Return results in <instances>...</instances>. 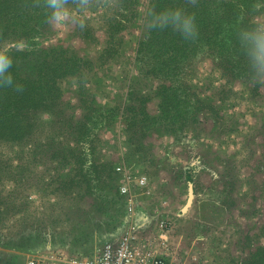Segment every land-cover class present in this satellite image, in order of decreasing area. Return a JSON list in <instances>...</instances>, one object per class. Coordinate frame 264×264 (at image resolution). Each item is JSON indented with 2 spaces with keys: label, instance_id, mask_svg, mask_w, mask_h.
<instances>
[{
  "label": "trees",
  "instance_id": "obj_1",
  "mask_svg": "<svg viewBox=\"0 0 264 264\" xmlns=\"http://www.w3.org/2000/svg\"><path fill=\"white\" fill-rule=\"evenodd\" d=\"M107 1L111 12L105 5L107 39L98 55L101 62H113L119 57L124 45L123 30L137 19L142 20L144 28L134 56L141 79L129 83L117 100L103 103L85 84L79 86L77 102L64 98L62 80L80 73L85 63L93 61L60 41L40 45L42 38L53 31L48 0H0V53L5 44L25 43L24 48L4 53L12 61L8 69L11 82L0 76V223L16 215L23 222L27 190L43 184L46 177L65 192L70 191L68 187L74 188L70 196L79 201V189L86 181H112L115 164L102 154V126L122 123L133 140L134 150L143 153L148 147L156 156L154 144L147 139L149 134L168 135V130L184 129L194 132L210 113L224 119L225 115H220L224 97L216 93L200 95L198 85L189 78L197 61L211 59L229 82L241 81L250 92L261 94L264 79L255 74L241 32L250 25H264V0H149L145 17L139 0ZM64 3L69 10L77 11L95 9L97 5L94 0ZM177 9L194 19V37L186 38L171 18L165 21L160 15ZM74 34L97 41L93 27L85 22L77 23ZM146 78L156 82L150 86L157 98L156 113L148 110L149 99L141 95L145 87L141 88L140 82ZM207 154L200 157L205 168L212 167L220 175L217 181L223 189L218 204L225 211L240 199L239 181L246 187L242 195L259 197L258 190L264 187V178L258 180L264 177L263 152L255 169L243 178L231 160L222 161L221 157L215 159ZM184 167L185 180L195 182L192 162ZM48 170L54 173L53 177L46 173ZM250 210L244 208L243 215L247 216ZM251 231L254 232L249 228L241 235L242 253L236 264H264V241L244 254L251 248Z\"/></svg>",
  "mask_w": 264,
  "mask_h": 264
},
{
  "label": "rangeland",
  "instance_id": "obj_2",
  "mask_svg": "<svg viewBox=\"0 0 264 264\" xmlns=\"http://www.w3.org/2000/svg\"><path fill=\"white\" fill-rule=\"evenodd\" d=\"M94 1L95 9L69 10L67 19L53 20V31L40 41V45L59 41L71 45L93 61L85 63L80 73L61 82L64 98L73 102H77L80 84L92 88L97 99L105 103L117 100L129 83L141 79L134 56L144 23L137 19L123 30L124 45L119 57L113 62H101L98 55L107 39L104 7L109 6L107 11L111 12V3ZM139 2L145 17L149 0ZM80 21L93 27L97 41H87L74 34ZM24 47V42L5 44L1 53ZM189 78L198 85L200 95L216 93L224 97L220 103V115H225L224 119L210 113L194 132L184 129L168 130L169 136L149 134L147 139L154 144L156 156L148 147L143 153L134 150L133 140L122 123L116 121L102 126L105 140L102 154L115 164L112 181H86L79 189L80 201L70 196L74 188L68 187L71 192H65L47 177L43 184L29 188L23 222L16 215L0 223V264H25L31 256L55 251L94 257L107 242L118 241L127 232H134L145 245L160 253L166 264H236L242 253L241 235L249 228L254 231L250 232L251 248L244 254L261 244L264 241V228H260L264 224V187L258 190V198H252L242 195L246 187L237 182L240 199L225 211L218 204L223 189L217 181L220 175L212 167L205 168L200 156L209 152V157L231 160L235 170L240 171V178L255 169L259 154L264 153V86L259 94L250 92L241 81L229 82L211 59L197 61ZM153 83L156 82L142 79L140 87H145L141 95L149 99L148 110L156 113L157 98L150 87ZM191 162L194 198L185 211L189 182L185 180L184 166ZM46 173L54 175L50 170ZM263 178L258 177L259 182ZM122 186L127 190L123 192ZM249 207L247 216L243 215V209ZM162 222L166 225L164 239L160 236Z\"/></svg>",
  "mask_w": 264,
  "mask_h": 264
},
{
  "label": "built area",
  "instance_id": "obj_3",
  "mask_svg": "<svg viewBox=\"0 0 264 264\" xmlns=\"http://www.w3.org/2000/svg\"><path fill=\"white\" fill-rule=\"evenodd\" d=\"M120 169V167H118ZM124 192L125 186L121 187ZM166 225L161 223V238H166ZM25 264H166L165 258L145 245L134 232H127L118 241L107 242L94 257L49 252L29 257Z\"/></svg>",
  "mask_w": 264,
  "mask_h": 264
},
{
  "label": "clouds",
  "instance_id": "obj_4",
  "mask_svg": "<svg viewBox=\"0 0 264 264\" xmlns=\"http://www.w3.org/2000/svg\"><path fill=\"white\" fill-rule=\"evenodd\" d=\"M48 6L52 9L53 20L57 22L67 19L70 15L64 0H48ZM160 15L165 21L171 18V21L180 28L186 38L195 36L196 26L191 16L184 15L179 9L166 10ZM241 39L248 47V54L251 57L256 76L264 78V25L248 26L241 32ZM11 63L9 56L0 53V76H4L8 82L12 80L11 74L8 73ZM6 73L7 75H5Z\"/></svg>",
  "mask_w": 264,
  "mask_h": 264
},
{
  "label": "water",
  "instance_id": "obj_5",
  "mask_svg": "<svg viewBox=\"0 0 264 264\" xmlns=\"http://www.w3.org/2000/svg\"><path fill=\"white\" fill-rule=\"evenodd\" d=\"M193 198H194V186H193V183L192 182H189V196H188V199H187V202L183 208V210H187V208L189 206H191L192 202H193Z\"/></svg>",
  "mask_w": 264,
  "mask_h": 264
}]
</instances>
